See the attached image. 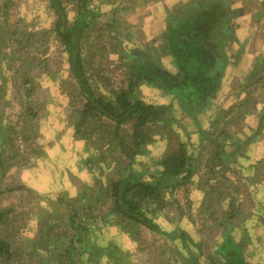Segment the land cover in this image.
Listing matches in <instances>:
<instances>
[{
  "label": "rangeland",
  "instance_id": "1",
  "mask_svg": "<svg viewBox=\"0 0 264 264\" xmlns=\"http://www.w3.org/2000/svg\"><path fill=\"white\" fill-rule=\"evenodd\" d=\"M60 1L69 26L79 0ZM190 1L200 0H86L92 17L80 28L78 53L94 96L108 99L125 86L135 65L131 51L174 70L154 43L158 21L166 24ZM225 1L224 68L214 99L195 116L202 135L191 132L172 94L144 82L131 95L168 106L160 123L144 126L150 136L134 167L150 169V157L185 138L190 162H197L187 182L139 206L159 229H176L172 237L185 231L200 264H225L213 250L227 231L247 233L243 246L264 264L256 238L264 234V123L231 161L233 143L254 132L264 111V0ZM57 17L49 0H0V240L8 245L0 264H191L181 238L113 210L110 186L131 166L135 121L116 126L92 113L76 132L86 100L55 31ZM234 39L244 43L235 46Z\"/></svg>",
  "mask_w": 264,
  "mask_h": 264
},
{
  "label": "trees",
  "instance_id": "2",
  "mask_svg": "<svg viewBox=\"0 0 264 264\" xmlns=\"http://www.w3.org/2000/svg\"><path fill=\"white\" fill-rule=\"evenodd\" d=\"M51 6L57 12L55 31L61 38L66 53L70 58V68L76 85L85 97L86 103L81 113V119L76 125V132L92 113L104 116L116 123L127 119H133V136L136 139L135 150L129 152L133 160L127 173L118 180L112 181L110 196L114 199V209L123 217L137 222L151 230L159 232L169 239L176 238L183 241L186 250L185 260L191 264H200L198 256L184 243L187 238L185 231L174 234L176 229H159L153 217L144 215L139 202L154 199L159 196L160 189L172 191L176 186L184 184L193 175L196 169V160L190 162V141L185 138L178 140L177 147L167 151L165 155L150 157V169H138L134 167V157L141 151V144L149 140L146 124L156 123L162 120L168 106H156L148 104L141 99H132L135 88L142 83L160 88L164 93L172 94L181 101L188 116L183 117L187 124L192 126L191 132L202 135L195 120L197 113L205 111L215 97L216 88L224 68V57L222 53L227 46L221 45V41L227 42L228 23L222 24L223 18L229 15L225 0H200L190 1L185 7L179 6L171 17L166 19V24L158 35V42L163 56L167 57L173 65V69L161 67L152 57H144L131 51L130 60L135 61L133 73L130 74L125 86L108 99L94 96L87 85V78L83 72V66L79 60L78 41L80 28L92 17V9L85 5L86 0H79V11L74 22L67 25V18L60 0H49ZM224 27V28H223ZM220 42V43H219ZM163 43V44H162ZM179 44L182 49L178 48ZM190 45L197 46L196 49ZM227 56V55H226ZM259 54L256 60L260 59ZM200 58H203L201 61ZM137 63V64H136ZM192 113V114H190ZM164 122L166 120H163ZM164 122L161 126H164ZM264 123V111L257 115L254 132L246 138H241L233 143L231 147V161L236 163L235 155L240 148L238 145L250 142L259 135ZM160 126V124H159ZM143 127V129H142ZM117 128V127H116ZM190 132V131H189ZM185 132L186 135L189 133ZM167 137V133H164ZM167 134V135H166ZM234 155V156H233ZM190 166V167H189ZM158 213L154 214L156 216ZM2 215H0L1 218ZM249 239L248 234H233L227 231L222 239L215 245L213 252L220 257L225 264H251L248 254L249 245L243 246V242ZM178 241V240H177ZM257 242L264 247V235H259ZM199 245L195 243V247ZM251 245V244H250ZM7 243L0 240V253H7ZM184 252V251H182ZM219 259V260H220Z\"/></svg>",
  "mask_w": 264,
  "mask_h": 264
},
{
  "label": "crops",
  "instance_id": "3",
  "mask_svg": "<svg viewBox=\"0 0 264 264\" xmlns=\"http://www.w3.org/2000/svg\"><path fill=\"white\" fill-rule=\"evenodd\" d=\"M164 22H165V20L164 19H162V20H160V21H158V24L159 25H161L162 26V28L164 27ZM161 26H160V28H161ZM161 30H164V29H161ZM155 39V38H154ZM234 41H235V43H237L235 46H238L239 44H241V43H244V41H237L236 39H234ZM154 43H156V45H159V42L155 39L154 40ZM237 52V51H236ZM228 54V53H227ZM236 54V53H235ZM227 56H229V54L227 55ZM258 234H259V232L257 233V235H256V238H258ZM261 234H262V236L264 235L262 232H261ZM235 235V234H234ZM196 239L199 241V239H198V237H196ZM260 243V242H259ZM262 252H263V250H262ZM264 254V253H263ZM250 263L251 264H256V262H255V259L254 258H251L250 257Z\"/></svg>",
  "mask_w": 264,
  "mask_h": 264
}]
</instances>
